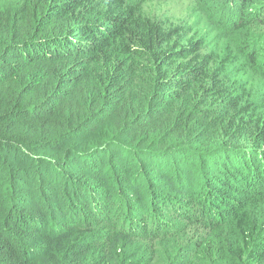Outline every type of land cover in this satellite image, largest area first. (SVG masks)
Instances as JSON below:
<instances>
[{
  "label": "trees",
  "instance_id": "obj_1",
  "mask_svg": "<svg viewBox=\"0 0 264 264\" xmlns=\"http://www.w3.org/2000/svg\"><path fill=\"white\" fill-rule=\"evenodd\" d=\"M200 6L264 71V0H0V264H264V101Z\"/></svg>",
  "mask_w": 264,
  "mask_h": 264
},
{
  "label": "rangeland",
  "instance_id": "obj_2",
  "mask_svg": "<svg viewBox=\"0 0 264 264\" xmlns=\"http://www.w3.org/2000/svg\"><path fill=\"white\" fill-rule=\"evenodd\" d=\"M198 9H200L198 12L208 17L206 26L211 28V36L214 37L216 44H224L231 52L235 53L237 59L235 61L236 64L233 65V75L236 76L238 74L247 81L252 96L256 100L264 101V71L256 67L254 62L246 56L244 45L242 44V39L245 35H239L237 31L227 24L223 26L222 23L224 24L225 21L220 20L221 11L217 9L210 10L205 6H200ZM258 59L260 60L261 57Z\"/></svg>",
  "mask_w": 264,
  "mask_h": 264
}]
</instances>
